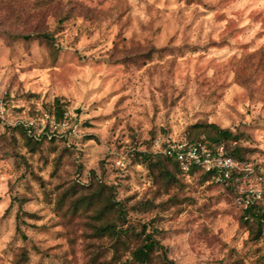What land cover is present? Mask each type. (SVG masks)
Instances as JSON below:
<instances>
[{
    "label": "rangeland",
    "instance_id": "1",
    "mask_svg": "<svg viewBox=\"0 0 264 264\" xmlns=\"http://www.w3.org/2000/svg\"><path fill=\"white\" fill-rule=\"evenodd\" d=\"M55 98L75 133L32 143ZM0 119V264H117L144 227L150 264H264V0H0ZM206 124L248 158L235 191L162 172Z\"/></svg>",
    "mask_w": 264,
    "mask_h": 264
},
{
    "label": "trees",
    "instance_id": "2",
    "mask_svg": "<svg viewBox=\"0 0 264 264\" xmlns=\"http://www.w3.org/2000/svg\"><path fill=\"white\" fill-rule=\"evenodd\" d=\"M43 37L46 40H49L48 35H43ZM53 106H54V116L57 120L62 118L64 109L62 104L60 103L59 98H55L53 101ZM0 122L4 126H9L7 125L4 121L0 119ZM197 126H202V125H197ZM19 128L20 130L23 131L24 127L22 124H18L15 126V128ZM205 127L208 129L209 133H212L210 135L208 132H204L199 134L197 137L189 138V140H195L201 135H204L205 138L208 140L209 143H214L216 145L222 144L224 145L226 154L233 157L235 160L242 162V163H248V158L245 157L244 155V149L241 148L237 143L233 144H228L227 141L233 139L234 141L235 136L233 135L232 132H230L227 129H222L216 126L215 124H206ZM14 128V127H13ZM29 141L32 143L38 144L40 142V139H33L31 137L28 138ZM144 160H150V156L141 153ZM159 159L162 161V164H170L171 165V171H165L162 169V172H165L167 176L172 179V181L177 180V175H182V176H190V175H195V174H200L204 175L207 178H212V173L205 171L201 168L198 167H192L188 172H182L177 164V162L170 157H167L166 155L159 153L158 154ZM166 166V165H165ZM162 166V167H165ZM246 170H241L240 172H232L230 175V178L227 180L226 184L227 187L230 189H233L234 191L236 190V186L245 174ZM225 184V183H224ZM241 222L244 224L249 225L250 229L252 232L255 233V238H258L261 234V231L264 229V202H261L259 200L254 201L250 200L245 208H243L241 216H240ZM254 227V228H253ZM98 231L103 233L105 231H108L109 233H113V230L111 229V226L108 224H104L98 227ZM142 233L144 234L143 237H141L139 244L132 250L130 251L129 257H127L124 260H119L117 264H150L151 261V256L154 253L155 250H161L164 251L165 248L163 245L159 243V241L154 237L152 233H145V227L142 229ZM162 260L164 264H174V261L172 259H169L165 253L162 255Z\"/></svg>",
    "mask_w": 264,
    "mask_h": 264
},
{
    "label": "built area",
    "instance_id": "3",
    "mask_svg": "<svg viewBox=\"0 0 264 264\" xmlns=\"http://www.w3.org/2000/svg\"><path fill=\"white\" fill-rule=\"evenodd\" d=\"M42 127L37 128L34 121L23 123L26 133L34 138L47 137L52 139L56 136V132L68 130L69 134L75 133L76 124H69L67 113H63L62 118L57 120L52 115L42 117ZM160 153L167 157L173 158L182 172H188L192 167H198L212 173L215 181L226 183L232 172H240L247 169L248 163H242L235 160L233 157L226 154L224 145H216L209 143L204 135H201L195 140L187 138L168 140L162 147ZM121 161H118L120 164ZM245 208L249 202L248 199L240 201Z\"/></svg>",
    "mask_w": 264,
    "mask_h": 264
}]
</instances>
